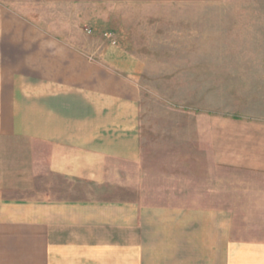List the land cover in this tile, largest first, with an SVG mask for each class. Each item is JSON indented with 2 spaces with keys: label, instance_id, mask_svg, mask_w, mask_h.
I'll return each mask as SVG.
<instances>
[{
  "label": "crops",
  "instance_id": "obj_1",
  "mask_svg": "<svg viewBox=\"0 0 264 264\" xmlns=\"http://www.w3.org/2000/svg\"><path fill=\"white\" fill-rule=\"evenodd\" d=\"M100 2L218 0H0V264H264V118L148 129L137 59L23 13ZM54 177L129 195L55 196Z\"/></svg>",
  "mask_w": 264,
  "mask_h": 264
},
{
  "label": "rangeland",
  "instance_id": "obj_2",
  "mask_svg": "<svg viewBox=\"0 0 264 264\" xmlns=\"http://www.w3.org/2000/svg\"><path fill=\"white\" fill-rule=\"evenodd\" d=\"M23 13L76 47L137 59L148 129L187 128L191 114L264 118V0L39 4ZM40 186L55 196L129 195L57 177Z\"/></svg>",
  "mask_w": 264,
  "mask_h": 264
},
{
  "label": "built area",
  "instance_id": "obj_3",
  "mask_svg": "<svg viewBox=\"0 0 264 264\" xmlns=\"http://www.w3.org/2000/svg\"><path fill=\"white\" fill-rule=\"evenodd\" d=\"M89 32V31H88ZM105 36H107V34H105Z\"/></svg>",
  "mask_w": 264,
  "mask_h": 264
}]
</instances>
